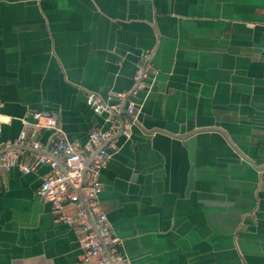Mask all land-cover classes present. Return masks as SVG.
Returning a JSON list of instances; mask_svg holds the SVG:
<instances>
[{
  "label": "crops",
  "instance_id": "1",
  "mask_svg": "<svg viewBox=\"0 0 264 264\" xmlns=\"http://www.w3.org/2000/svg\"><path fill=\"white\" fill-rule=\"evenodd\" d=\"M90 92L138 110L97 174L129 264H264V0H0L1 150L41 110L84 144L109 123ZM48 172L0 170V264H82L78 222L37 193Z\"/></svg>",
  "mask_w": 264,
  "mask_h": 264
},
{
  "label": "built area",
  "instance_id": "2",
  "mask_svg": "<svg viewBox=\"0 0 264 264\" xmlns=\"http://www.w3.org/2000/svg\"><path fill=\"white\" fill-rule=\"evenodd\" d=\"M144 78V67H138L134 75L137 86L141 87ZM86 102L95 113L108 114L109 123L106 128L88 132L86 142L79 144L64 138L53 112L49 110L34 112L32 114L34 122L24 121L23 129L14 142H8L4 150H1L0 143V170H9L18 166L23 171H27L33 170L37 164H47L49 172L41 181L37 193L51 202L60 220L67 223L78 222L76 230L79 233L78 244L81 249L82 264H129L126 255L119 250L121 239L114 233L106 214L98 210L97 197L101 184L97 180V174L111 156V150L115 148L112 141L114 131L119 129L124 136H128V129L137 120V106L130 95L123 92H113L105 98L90 92L87 94ZM122 111L126 115L118 119L117 115ZM1 117L0 112V130ZM44 127L51 128L54 132L49 155L37 152L32 155L29 164L21 162L20 157L24 151L13 145L24 143L38 151L41 144L37 139V132ZM95 150H98L97 153L85 168V160ZM84 169L85 174L82 176ZM77 187L80 188L86 208L75 190ZM66 202L76 204L74 214H67L63 210ZM87 209L102 240L87 216Z\"/></svg>",
  "mask_w": 264,
  "mask_h": 264
},
{
  "label": "water",
  "instance_id": "3",
  "mask_svg": "<svg viewBox=\"0 0 264 264\" xmlns=\"http://www.w3.org/2000/svg\"><path fill=\"white\" fill-rule=\"evenodd\" d=\"M124 115H126V113L122 111L121 114H120V118H121L122 116H124ZM136 123H137V121L134 122V124H136ZM217 130L223 134L222 131H220L219 129H217ZM97 151H98V150H95L93 153H91V154L87 157V159L85 160V168L89 165L90 161L92 160V158L94 157V155L97 153ZM84 174H85V169H84V171H83L82 176H84ZM75 190L78 192L79 197H80V200L83 202V198H82V196H81L80 188L77 187V188H75ZM83 203H84V202H83ZM84 207L86 208L85 203H84ZM87 216H88L90 222L92 223L93 228L95 229V231L97 232V234H98V236H99V238H100L99 232H98V230H97V228H96V226H95V224H94V222H93L92 216H91V214L89 213L88 209H87ZM100 240H102V239L100 238ZM103 247H104V249H106V246H105L104 244H103Z\"/></svg>",
  "mask_w": 264,
  "mask_h": 264
}]
</instances>
